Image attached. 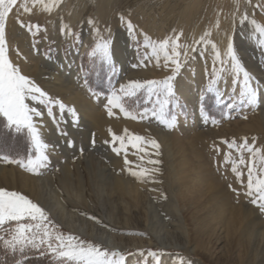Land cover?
Returning a JSON list of instances; mask_svg holds the SVG:
<instances>
[{"label": "rangeland", "instance_id": "374dc122", "mask_svg": "<svg viewBox=\"0 0 264 264\" xmlns=\"http://www.w3.org/2000/svg\"><path fill=\"white\" fill-rule=\"evenodd\" d=\"M84 1L87 2V5L89 3L88 9L90 10L87 12L86 17L78 25L76 24L70 26V22L68 20V15L66 12H61L57 15V17H55L60 26L58 33L61 36H59V38H57L56 36H52L48 29V21L49 19H52V17L54 16V12L51 14L52 16L44 14L41 11L39 14H36V10H33L34 12H32V14H28V16L26 14H20L21 16L15 15V12L18 11L17 9L21 8L24 4V0H18V4L14 7V10L9 16L8 21L10 19L14 20V23H16L18 27L27 35L29 45L32 49H34V52H36L38 56L45 58L44 60L47 63L51 64V68H54L56 64L57 70L63 72V75L65 77H70L71 75H73L74 80L88 94L90 99L92 98V102L96 103L95 105L99 107V110L103 114L105 120L109 122V124L104 128L105 137L99 138L96 132L91 131L88 145L77 146L75 138L76 135H72V133L70 135V131L68 128L73 127L75 132H82L85 130V125L82 123L79 111L76 109L75 105L67 104L66 102L62 101L66 105L67 109L74 108L77 111V114L79 116L78 124L73 122L74 118L69 114L68 111H65L61 116L59 109L55 108L54 112L56 115V119L53 120L52 117L48 116L47 110L43 106H39L41 111L43 112V116L37 118V124L43 128H46L48 124V122L45 120L46 117L51 123H53L54 125H59L60 127V131H57L58 133L55 132L57 133L56 135H59L58 141L55 140V142L51 143L45 140V142L50 145L49 151L52 152V155L49 153L51 165L46 169H42L41 175H34L29 171H26L19 164L8 163L7 159H3V157H7L8 159L13 160H25L29 155H32L33 153L31 152L28 156L27 154L26 156L21 154L18 148L20 149V147L23 146V142L21 141V139L23 136L27 137V134H18L12 130H9L5 127L6 122L3 120V118H0V151H2L0 152V166H13L19 171L34 177H50L54 181L56 186L60 188L58 176L62 175V167L66 165L67 161L70 162V171L77 172L74 166L76 165L78 159L76 156L71 154H74L76 149H78V155L82 156L85 159L86 155L89 156L92 154L94 166H96L94 168L96 169V172L101 168L100 170L104 172L105 178L107 179L114 178L115 176L123 178V176L125 175L124 177L130 178L131 183L138 188L143 197H146L150 194L155 197L157 199V205H155L157 211L159 212L163 220L167 222L170 227H172L170 230L172 232L175 231L174 233H177V230L175 229V227H177V224L175 223H178L179 220L176 217L177 212L173 208H171V203L169 202V200H167V192L161 190L162 186L157 188L152 185H148V183L138 182L137 179L130 176L127 171L128 166L124 163V153L121 152L120 155H117L112 151V136L109 129H111L117 135H123L125 129H127L125 123H129L135 126L136 129V131L134 132H130L129 129H127L129 133H137L136 135H140L148 139L154 138L160 143L161 155L158 157L153 156L152 158L162 161L160 165L156 166L159 167L161 171L165 170V168H170L168 149L171 148V146L176 142L175 140L177 139L181 140L182 142H186L189 138L191 139L192 137L197 150L201 153V156L207 163L208 168L211 172L213 171L212 174L214 173V175L217 177L223 187H225L224 189H226L227 193L231 197L232 204L235 206L248 205V207L251 208V211H253L252 213L254 215L256 214L255 216L257 217L258 221L264 223V213H262L255 205L250 202L249 197L244 195L245 188L241 186L240 181L231 171V165L225 164L224 162L225 157L229 152L227 144L224 143V141L235 140L237 144H240L242 143L243 138L247 137L250 144L256 145L260 148H264V129L262 130L263 134L258 132L259 123L262 124L264 128V122H262V120L264 121V119H262V115L264 114V49L258 47V36L254 34L253 25L251 24L252 20H255L259 24H264V8L256 7V5L258 4H264V0H251V5L247 3V0H152L150 2L151 4H149V6H152L156 2H161L162 5H164L166 4V1L168 2L167 5L170 6V9H178L179 11L173 10L174 12L171 14L172 18L178 17L179 14H177V12L179 13L180 10L185 11L187 9V11L192 13V16H194V18H192V24L187 31H184L185 29L183 27L178 28L173 22H171L172 24L168 22L170 26H174H171V30H168V28L170 27L169 24H167L168 26H163L160 20L158 21L157 26L159 28H150V26L146 24L147 22L144 21L145 17H139V14L138 12L136 13L135 8H125L131 6L133 3L137 2V0H111L110 2H108L107 12L103 14L99 13L98 15L100 16L98 17H96V8L98 7L95 0ZM237 5L239 9L238 12ZM242 5L244 7H241ZM148 10L149 9H147L146 11ZM159 11H155L156 17L160 15ZM244 12L248 13V22H246L244 25H241L239 22V20L241 19L240 14ZM83 13L84 10L81 9L78 11L77 16L78 14L80 16ZM121 14H123L125 20H131L133 25L136 27L137 32L140 34L137 37L141 41L139 53L136 50L137 45L134 42L133 37L128 33L127 29L121 23ZM23 17L25 20L23 19ZM89 17H91V19L95 21V24L99 28L100 35L102 37H107L108 30H111L114 59L117 67V72L115 74H112L107 70L102 73H98L92 69V65L88 60L87 54L94 41L97 40V36L92 26L88 23ZM229 18L233 19L234 21L232 32H228L226 36H219V40L215 39V34L217 32L222 33V30L224 29L221 26L220 21H225ZM21 20L25 23H31L33 25L39 24L41 26L40 33L38 35L30 34L26 28L20 26L19 21ZM8 21L6 29L9 26ZM217 21H219L218 30L213 27ZM63 24L69 25L70 29L78 34L80 38L79 42L74 41L71 36H66L62 33L61 29ZM165 28L167 29L165 30ZM193 28H196L197 30V34L195 33V36H192L191 29ZM44 29H46L47 31L45 32ZM209 29L212 32L210 40L211 42H214L217 47H219L218 49L220 50L222 56L226 51V47L229 43L230 38L234 39L236 50L246 68L250 70L261 82L259 107L257 109L253 110L247 106H242L237 103L239 85H237L234 82L233 77L229 75L228 77L226 76L222 81H220L218 85L221 94V103L217 105L216 97L209 95L206 102L203 104V107L205 108L207 113L216 121H218V123L214 124L211 120H209L207 123L204 122L200 114L202 106L201 93L207 87L209 81L213 79L212 69L214 66V51L209 45L206 54L195 55L194 58L190 60L187 65H185L182 72L177 76L174 82L179 99V106L172 107V113H174L178 117V125L175 129L168 130L155 118H149L145 120H132L129 118H125L123 113L115 109L113 110L114 115H108L106 107V97L110 95L113 89H118L121 84H125L131 80H139L142 82L154 79L163 80L172 74L169 68L163 67L162 55L160 66H157L154 59H148L146 64H140V53L144 52V48L142 47L143 34H147L153 40H163L168 35L173 34V32L177 34L183 32L181 43L192 44L194 39L198 41L199 37ZM157 31H159L160 33ZM169 31L170 33H168ZM62 36L64 38H62ZM60 38H62V40H60ZM6 39L8 40V43L9 39L7 37V34ZM224 40H226L225 45L224 47H221V45H219V41L222 43V41ZM15 46L16 44L14 46L12 45L11 47L8 43L9 56L13 63L19 66L18 63H20L21 60H25V58L21 57L20 52L19 55H17V46ZM10 51H12L11 54ZM83 56H85V58L82 61V68L81 59ZM215 67L219 68V64L216 63ZM34 81L39 85L36 80ZM92 82L95 84L93 85V88L90 89L89 85ZM93 92H95L96 95H93ZM146 96V92H141L136 98L130 100L126 106L129 107L133 112L142 110L144 107L150 108L152 105L146 102ZM233 104H235L236 106L231 107V105ZM245 117H247V119H245ZM136 126L138 127L136 128ZM50 127L52 130L53 126ZM3 128H5V130H3ZM62 132H66L67 135H62ZM254 137L256 139H253ZM93 140L95 141V143H93ZM98 140L102 141L103 144L98 145ZM69 142H71V145ZM116 146L118 147V144ZM104 147H106L105 150ZM66 148H70V152H72L70 154V158L66 156ZM81 149L83 151H81ZM14 150L19 156H9L14 153ZM148 151L152 153L155 152V150L151 147L148 148ZM172 152L175 154V149L173 148V146ZM140 155L142 154L136 153L135 149H132L131 147L128 148L127 158L131 161H134L135 164L141 163L138 158ZM179 156L181 157V155ZM112 157L115 158V160H113ZM245 157L246 159H248L247 154H245ZM232 158L233 160L237 158V153L234 150ZM147 159L148 157L145 156V160ZM98 164H101L100 168ZM116 164L118 165V167L116 166ZM145 166L149 168L151 167L149 165ZM86 168L91 169V166L89 164H86ZM242 170L245 172L244 182L246 183L247 172L244 168H242ZM87 172L84 169L80 171L86 181L88 180ZM168 175L170 176V174ZM168 183L170 184V187L174 186L172 180L168 181ZM106 184V192L109 195L111 194L109 181L106 180ZM86 187H88L87 192L90 194V190L92 187L89 185V183ZM2 188L10 191H16L6 187ZM164 188L166 187L163 186V189ZM233 189H236V191H233ZM92 192L94 196L88 195L87 193L88 200L85 203L84 207L79 210L80 215L85 216L93 223L98 224L102 228L112 232L118 237L124 238L125 240L136 238L142 239L144 241L148 240V233L146 234V232L138 230L135 231L133 229L130 230L129 228L123 227L116 228L115 226L107 223L103 217L105 213H114V215H116L118 218L123 219L125 216L124 206L127 205L130 209V214L128 213V215H130V224L133 226L135 224L134 221L142 219L141 206H136L135 202L132 199H122L120 197L121 194L119 193H115L116 196L114 194V198L112 199V201H110L106 196H103L99 202V200L96 199L97 193L94 192L93 188ZM20 193L25 195L23 192ZM158 194L159 196L161 194V196L159 197ZM162 196L164 197L163 201L160 200ZM165 197L167 198L165 199ZM94 198L98 201H96V204L94 203ZM103 206L105 207L106 211L103 210ZM182 213L184 214L186 218L185 220L187 222L186 224L188 225L187 228L189 229L188 234L190 240L188 247L189 251L192 252V250L196 246H193L194 242H192L193 236L190 227L191 225L189 223L190 221L187 213L183 210ZM90 217H95L96 219L94 220ZM50 219L59 226V229L65 235L71 234L79 237L84 241L101 245L100 243L88 239L87 237L69 231L65 227L61 226L58 222H56V220H54L51 216ZM140 228H143L142 224L140 225ZM190 235L192 238L190 237ZM101 246L103 248H106L103 245ZM106 249L123 253L126 257L127 264H218L216 262L217 260L214 257H211L209 254H206L202 251L198 253V249H195V251L193 250V253H187L183 249L175 248L164 250L156 243H153L150 246L145 245L138 248H128L124 250H113L109 248ZM153 252L157 253V255L153 256ZM39 264L45 263L40 262Z\"/></svg>", "mask_w": 264, "mask_h": 264}, {"label": "snow or ice", "instance_id": "6c2138e0", "mask_svg": "<svg viewBox=\"0 0 264 264\" xmlns=\"http://www.w3.org/2000/svg\"><path fill=\"white\" fill-rule=\"evenodd\" d=\"M64 2L65 0H30V6L29 0H24L22 10L26 14H32L33 10L38 7L42 13L51 15ZM247 3L251 5V0H247ZM17 4L18 0H0V118H3L6 122L5 127L9 130L18 134H27L33 154L25 160H13L7 157H3V159H7L8 163L19 164L34 175H41V170L48 168L51 165V160L50 145L43 139L37 124V118L43 116L39 106H43L47 110L48 116L53 120L56 119L55 108L59 109L61 116L65 111H68L74 118L73 122L77 124L79 116L74 108L67 109L61 100L53 98L34 80L22 74L21 68L11 60L6 39V26L8 18ZM256 7L264 8V4H258ZM240 15L239 22L244 25L248 22V13L244 12ZM120 20L133 37L137 45L136 50L139 53L141 41L137 38L140 34L136 27L131 20H125L123 14H121ZM19 23L30 34L38 35L41 31L39 24L33 25L22 20ZM88 23L97 36V40L94 41L87 54L92 69L98 73L107 70L115 74L117 67L111 30H108L107 37H102L91 17L88 18ZM251 24L254 34L258 36V47L264 49V24H259L255 20H252ZM213 27L218 30L219 21ZM44 31L47 30L44 29ZM61 31L64 35L71 36L74 41H80L78 34L72 31L69 25L63 24ZM211 35L212 32L209 29L199 37L198 41L194 39L192 44H182L183 32L178 34L173 32L163 40H153L147 34H143L144 52L140 53V64H146L148 59H154L157 66H160L162 55L163 67L169 68L172 74L163 80L154 79L143 82L131 80L121 84L118 89H113L106 97L108 115H114L113 110L115 109L123 113L125 118L132 120L155 118L168 130L175 129L178 125V117L172 113V107L179 106V99L174 82L185 65L195 55L206 54L209 45L214 51V66L212 69L213 79L201 93L200 114L204 122L207 123L211 120L214 124L218 123L207 113L203 104L209 95L216 97L217 105L221 103L218 85L229 75L239 85L237 103L253 110L257 109L261 82L246 68L236 50L233 38H230L222 56L217 45L211 42ZM17 55H19L18 49ZM216 63L219 64V68L215 67ZM141 92L147 93L146 102L152 106L133 112L126 105ZM93 95L96 93L93 92ZM235 106V104L231 105V107ZM109 131L112 136V151L117 155H120L121 152L124 153V163L128 166L127 171L130 176L141 183H162L157 178L158 175H162L161 169L156 167L162 161L152 158L161 155V145L157 140L129 133L127 129L123 135H117L111 129ZM62 135L66 136L67 133L62 132ZM69 143L71 145V142ZM93 143H95L94 140ZM224 143L229 149L225 157V164L231 165V171L240 181L241 186L245 188L244 195L249 197L250 202L264 213V148L250 144L247 137L243 138L240 144H237L235 140L224 141ZM129 147L135 149L136 153L142 154L138 157L141 163L135 164L134 161L127 158ZM149 147L155 152H149ZM233 150L237 153L235 160L232 158ZM81 151L83 150L81 149ZM145 156L148 157L147 160H145ZM145 165L153 167L149 168ZM242 168L247 172L246 183L244 182L245 172ZM90 218L96 219L95 217ZM33 253L39 257H49L52 264H127L126 257L119 251H110L99 244L84 241L71 234L65 235L59 226L50 219V214L28 196L18 191L0 188V264H25L26 260L30 258V254ZM152 255L156 256L157 253L153 252Z\"/></svg>", "mask_w": 264, "mask_h": 264}, {"label": "bare ground", "instance_id": "6f19581e", "mask_svg": "<svg viewBox=\"0 0 264 264\" xmlns=\"http://www.w3.org/2000/svg\"><path fill=\"white\" fill-rule=\"evenodd\" d=\"M110 1L111 0H95L98 7L96 8V17L100 16L98 15L99 13L103 14L107 12L108 2ZM151 1L152 0H137V2L133 3L131 6L125 8H135L139 17H145L144 21L147 22L146 24L149 25L150 28H159L157 27L159 20L162 22L163 26L173 22L178 28L183 27L185 29L184 31L190 28L194 16H192V13L187 11V9L185 11L180 10L179 13L177 12L179 16L172 18L171 14L174 12L173 10L176 11L178 9H170L166 1L164 5H162L161 2H154L155 4L152 6L150 5V7L149 4H151ZM88 5L84 0H65L59 9L54 12L52 19L48 21V29L51 35L57 38L61 36L58 33L60 29L59 22L55 19L59 13H67L70 26L78 25L90 10L88 9ZM243 5L241 7H244ZM81 9L84 10V13L80 16L78 14L77 16L78 11ZM147 9L149 10L146 11ZM17 10L15 15L21 16L22 14H26L23 12L22 7ZM34 10H36V14L40 13L38 7ZM156 10H161L159 11V18L155 16ZM26 15L28 16V14ZM229 19L220 21L221 26L224 28L222 30L224 35L217 32L215 34V39L219 40V36H226L228 32H232L234 21L233 19ZM8 24L9 26L6 29V34L9 39L8 43L11 47L16 44L17 49L21 53V57L25 58V60H21L20 63H18L22 70V74L36 80L40 87L50 96L57 97L67 104L75 105L76 109L79 111L82 123L85 125V130L82 132H75L73 127L68 128L70 135L71 133L72 135H76L77 146L88 145L91 131L96 132L99 138L105 137L104 128L109 122L105 120L99 107L95 105L96 103L92 102V98L90 99L88 94L74 80L73 75L65 77L63 72L57 70L56 64L54 68H51V64L47 63L44 60L45 58L38 56L36 52H34V49L29 45L27 35L16 23H14V20L10 19ZM171 26L168 30H171ZM166 29L167 28H165V30ZM191 30L192 36H195L197 32L196 28ZM168 33H170V31ZM62 38L64 37L62 36ZM62 38H60V40H62ZM225 42L226 40L222 41V43L219 41V45L224 47ZM11 52L12 51H10V54ZM262 117V119H264V114ZM45 120L48 122L46 128L38 125L43 139L51 143L55 142V140L58 141L59 135L56 134L58 133L57 131H60L59 125H54L46 117ZM262 122L264 121L262 120ZM125 125L130 132L136 131L135 126L129 123H125ZM50 126H53L52 130ZM137 127L138 126H136V128ZM263 129L262 124L259 123L258 132L263 134ZM175 141L176 142L172 145L175 149V154L172 152V146L168 149L170 168L164 167L165 170L161 171L162 175L157 176L162 183H148V185L157 188L162 186L161 190L167 192V200L171 203V208L177 212V215H175L179 220L178 223H175L177 224V227H175L177 233L170 230L172 227L163 220L157 211L155 206L157 205V199L155 197L151 194L143 197L138 188L131 183L130 178L124 177L125 175L123 178L119 176H115L111 179L105 178L104 172L100 170L101 164H98L100 169H98L97 172L96 169H94L96 166H94L92 154L89 156L86 155L85 159L78 155V149H76L74 154H71L70 148H66L67 150L65 153L68 158L74 155L78 159L74 166L77 172L70 171V162L67 161L66 165L62 167V175L58 176L60 188L56 186L50 177H34L19 171L13 166H0V188L6 187L23 192L42 206L61 226L69 231L96 241L109 249L124 250L145 245L150 246L156 243L164 250L175 248L183 249L187 253H193L195 249H198V253L202 251L214 257L218 264H264V223L258 221L255 216L256 214L254 215L252 213L253 211H251L248 205L235 206L232 204L231 197L214 173L212 174L213 171L211 172L208 168L201 153L197 150L192 137L186 142L177 139ZM97 144L102 145L103 142L98 140ZM105 148L106 147H104V150ZM49 153L51 154L52 152L49 151ZM179 155H181V157ZM112 159L115 160L113 157ZM86 164H89L91 169H87L88 167L86 168ZM116 166L118 167L117 164ZM149 166L153 167L152 165ZM82 169L86 172L88 171L87 181L84 176H82V172L80 173ZM168 174H170V176ZM106 180L109 181L110 184L111 194L109 195L106 192ZM171 180L174 183L173 187H170L168 183V181ZM88 183L93 188L94 192L97 193L96 199H98L99 202L103 196H106L112 201L114 194L119 193L122 199H132L136 206H141L142 219L134 221L135 224L133 226L130 224V215H128V213L130 214V209L127 205L124 206L125 216L123 219L118 218L114 213H105L103 217L107 223L116 228L123 227L129 228L130 230L133 229L135 231L146 232V234L148 233V240L144 241L137 238L125 240L102 228L98 224L93 223L85 216L80 215L79 210L84 207L88 200V195L94 196L92 188L90 194L87 192L88 187L86 186ZM163 186L166 188L163 189ZM96 199L94 202L95 204L97 201ZM160 200L163 201L164 197L162 196ZM103 210L106 211L104 206ZM182 210L187 213L191 225L193 238L191 235L190 237L193 239V241L191 240L194 242L193 246H196L192 252L189 251L188 247L190 243L188 234L189 229L187 228L188 225L186 224V218ZM139 224H142L143 228H140Z\"/></svg>", "mask_w": 264, "mask_h": 264}, {"label": "trees", "instance_id": "16d2710c", "mask_svg": "<svg viewBox=\"0 0 264 264\" xmlns=\"http://www.w3.org/2000/svg\"><path fill=\"white\" fill-rule=\"evenodd\" d=\"M85 58V56L82 57L81 59V64H82V68H83V59ZM95 83H90L89 87L90 89L93 88V85ZM3 130H5V128H3ZM11 132V131H10ZM21 141L23 142V146L20 147V149L18 148V150L21 152V154H23L24 156H27L32 152V148H31V144L29 142V139L28 137L26 136H23ZM2 152V151H0ZM4 152V151H3ZM5 153V152H4ZM33 153V152H32ZM16 152L14 150V153H12L11 155L9 156H13V157H16ZM19 156V155H18ZM40 262H43L45 264H52V261L49 257L45 256V257H39L37 254L33 253V254H30V258L26 260L25 264H39Z\"/></svg>", "mask_w": 264, "mask_h": 264}]
</instances>
